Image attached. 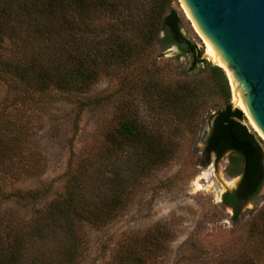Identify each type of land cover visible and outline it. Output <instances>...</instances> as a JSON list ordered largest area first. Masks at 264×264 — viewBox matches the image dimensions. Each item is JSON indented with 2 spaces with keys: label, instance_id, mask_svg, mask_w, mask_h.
<instances>
[{
  "label": "trees",
  "instance_id": "1",
  "mask_svg": "<svg viewBox=\"0 0 264 264\" xmlns=\"http://www.w3.org/2000/svg\"><path fill=\"white\" fill-rule=\"evenodd\" d=\"M176 2L0 0V194L32 211L30 218H21L12 209L0 214V264H81L88 250L86 225L98 229L112 224L132 194L131 183L125 184L121 175L122 165L132 180L149 175L171 155L167 149L171 140L146 124L139 107L131 103L126 114L120 108L115 112L119 125L106 131L107 145L99 161L83 160L75 172L70 166L63 191L43 181L6 190L10 182L38 180L39 175L23 172L42 168L30 130L17 118L20 114H13L16 109L52 106L64 99L83 113L97 103L90 94L102 77L133 67L139 69L136 91L142 101L153 112L168 109L178 128L185 121L190 130L196 129L209 107L208 93L216 86L221 91L225 107L214 110L205 154L221 159L231 152L234 167L243 162L241 171L235 169L242 175L238 188L223 195V204L234 211V224L242 222L245 205L264 186V148L244 124L243 110L232 107L224 69L203 60L205 51L184 33ZM175 46L181 53L169 61L186 57L189 78L166 83L155 67L146 64L156 66ZM248 225L247 246H239L233 260L222 258L220 264L264 260V209ZM171 236L166 225L131 234L110 264H157L168 251Z\"/></svg>",
  "mask_w": 264,
  "mask_h": 264
},
{
  "label": "rangeland",
  "instance_id": "2",
  "mask_svg": "<svg viewBox=\"0 0 264 264\" xmlns=\"http://www.w3.org/2000/svg\"><path fill=\"white\" fill-rule=\"evenodd\" d=\"M175 7L184 21V33L206 53L207 46L197 35L180 0H177ZM164 53V58L156 61V66H152L151 61L146 66L152 70L155 67L166 83L188 79L185 74L190 61H186V57L183 56L181 61H169L181 53L179 48L175 46ZM139 76V69L133 67L121 70L115 77H102L90 94L96 105L86 108L83 113L78 114L79 110L74 105H68L64 99L52 106L31 108L21 105L20 110L16 109L13 114H20L17 118L30 130L31 145L39 154L38 158H42V168L36 173L23 172L31 177L39 175L38 180L10 182L6 190L35 187L43 181L54 183V190L63 191L64 176L70 166V171H74L83 160L99 161L107 145L106 131L119 125L114 117L115 112L120 108L126 114L132 103L139 107L146 124L171 140L167 144L171 155L149 175L132 177V180L127 177V166L122 165L121 175L125 176V184L131 183L132 194L124 202L125 210L112 224L98 229L86 225L83 233L88 250L81 264H110L127 236L144 234L158 225H166L172 236L168 251L157 260V264H220L222 258L229 263L239 246L246 245L248 224L264 209V186L258 197L245 205L244 211L247 213L242 222L234 224V211L223 204L222 195L226 192L224 182L232 190L238 188L241 173L237 171H241L243 162L240 161L236 168L230 163L231 152L221 159L215 154L209 157L205 154L214 122V110L225 107L224 97L217 86L212 88L208 93L209 107L199 126L190 130L184 121L178 128L176 117L168 109L153 112L142 101L136 91ZM4 95L5 92H2V97ZM244 114V124L264 148L257 130L248 115ZM72 153H75L74 157ZM7 209H12L21 218L32 215L31 208L6 201L0 194V214ZM259 264H264V260Z\"/></svg>",
  "mask_w": 264,
  "mask_h": 264
},
{
  "label": "water",
  "instance_id": "3",
  "mask_svg": "<svg viewBox=\"0 0 264 264\" xmlns=\"http://www.w3.org/2000/svg\"><path fill=\"white\" fill-rule=\"evenodd\" d=\"M180 2L197 35L221 65L207 52L202 59L224 69L234 96L233 87L236 90L232 107L237 105L249 115L264 142V0Z\"/></svg>",
  "mask_w": 264,
  "mask_h": 264
},
{
  "label": "bare ground",
  "instance_id": "4",
  "mask_svg": "<svg viewBox=\"0 0 264 264\" xmlns=\"http://www.w3.org/2000/svg\"><path fill=\"white\" fill-rule=\"evenodd\" d=\"M207 54L211 57V59L214 61V62H216V63H218L219 65H221L220 64V62L216 59V57L212 54V52L208 49V47H207ZM234 86V85H233ZM234 88V93H235V96H234V98L236 99V90H235V87H233ZM236 108H239L237 105H236ZM247 114V113H246ZM248 115V114H247ZM248 117H249V115H248ZM249 119H250V117H249ZM251 120V119H250ZM252 122V121H251ZM253 124V123H252ZM254 126V125H253ZM256 129V128H255ZM224 187L226 188L229 184H227V183H225L224 182ZM233 185V184H232Z\"/></svg>",
  "mask_w": 264,
  "mask_h": 264
}]
</instances>
